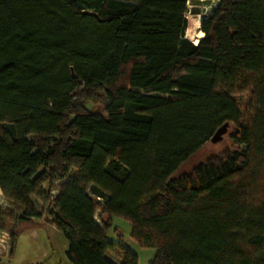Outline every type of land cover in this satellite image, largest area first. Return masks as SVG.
Masks as SVG:
<instances>
[{
  "label": "trees",
  "instance_id": "obj_1",
  "mask_svg": "<svg viewBox=\"0 0 264 264\" xmlns=\"http://www.w3.org/2000/svg\"><path fill=\"white\" fill-rule=\"evenodd\" d=\"M188 0H0V228L44 213L70 264H264V0H218L185 37ZM192 13L197 14L196 10ZM249 91L240 118L235 92ZM101 102V110L85 107ZM235 148L179 167L223 123ZM227 130V132H228ZM226 132V133H227ZM71 169H74L71 171ZM92 190L104 198L95 220Z\"/></svg>",
  "mask_w": 264,
  "mask_h": 264
},
{
  "label": "rangeland",
  "instance_id": "obj_2",
  "mask_svg": "<svg viewBox=\"0 0 264 264\" xmlns=\"http://www.w3.org/2000/svg\"><path fill=\"white\" fill-rule=\"evenodd\" d=\"M218 0H188L187 6L188 11L186 12V18L188 21L189 26L194 25L198 22L199 28V20L201 18L207 17L210 15L212 9L216 6ZM192 10H196L197 14L192 13ZM199 16V20H196V16ZM187 24V28H188ZM200 29V28H199ZM185 36L190 39L191 41L193 38L187 34V29L185 31ZM234 98L238 104L240 110V118L245 119V117L249 114V101H250V93L249 91L244 92H235ZM85 107L91 110H101L102 103L101 102H86ZM235 130V124L231 123L228 132L224 135V137L215 143H211L207 141L197 152L192 154L176 172V175H181L184 173H188L199 163L204 162L207 160L214 159L215 157L222 156L226 154L228 151L235 148L230 138V135ZM74 169H71V171ZM43 189H46L42 195H34V202L36 203L38 210H41L44 213L45 217L48 219H52L53 209L50 204L51 198H53L58 188L57 186L48 189L47 185L44 184ZM90 196L93 198L96 204V211H95V220L99 223L100 219L98 217V213L101 211V208L104 204V198L102 195H98L92 190H89ZM11 218H7V225L11 229H15L13 227L14 222L16 223V216L14 215V211L12 210ZM34 224V221H19L18 222V234L16 239V250L12 258H5L6 252H3L5 249L10 248V231L7 229L0 228V236L3 232L7 233V242L2 245L0 243V264H70L68 263L63 254L64 246L62 245L61 240L56 238V242L58 243V248L55 243L51 245L49 241H46L47 238V231L45 227H39L38 230L41 233L42 242H46V246L48 247L49 254L46 256L43 249L38 246V243L35 241L33 242L29 237V229ZM130 230L131 226L129 221L125 220L124 218L114 216L111 219V226L107 232V238L110 241H116L120 238V235L123 239V244L130 249L131 251L135 252L138 256V264H148L149 260L153 257L155 250L153 248L147 247H140L131 237H130ZM62 236V235H61ZM63 238V237H62ZM39 242V241H38ZM35 245V248H34ZM51 246V247H50ZM11 249V248H10ZM106 257L114 262L115 264H120L121 257L118 250L108 252ZM2 258V259H1ZM30 258L32 263H24V260H28Z\"/></svg>",
  "mask_w": 264,
  "mask_h": 264
},
{
  "label": "crops",
  "instance_id": "obj_3",
  "mask_svg": "<svg viewBox=\"0 0 264 264\" xmlns=\"http://www.w3.org/2000/svg\"><path fill=\"white\" fill-rule=\"evenodd\" d=\"M36 198V196L34 195H31L30 196V199L32 201V203L35 205L36 209H38L36 203L34 202V198ZM0 207L3 209V210H11L12 211V207L9 205V203L7 202L6 198L4 197V195L2 194L1 190H0ZM14 211V215L17 216L19 213L16 211V210H13ZM20 221V220H19ZM18 221V222H19ZM31 222V221H34V224L30 227L29 229V237L30 239L36 243H38V246H40L41 249H43V251L45 252L46 256L49 254V250H48V247L46 246V242H42V237H41V233L39 232L38 228L39 227H45L46 228V231H47V240L46 241H49V243L51 245H55L59 247L58 243L56 242V238H58L59 240H61L62 242V245L64 246V249H63V254H64V258L65 260L67 261L66 257H65V251L67 249V246H68V241L66 240V238L63 236V234L51 223H48L45 219V215L43 214L41 217H33L29 220H26L25 222ZM18 222H17V226H18ZM62 235V236H61ZM63 237V238H62ZM17 239V238H16ZM39 241V242H38ZM51 247V246H50ZM34 248H35V245H34ZM10 248L8 249H5L3 252H6V256H4L5 258H12L14 253H15V250H16V240H15V244H14V248H13V251L10 255ZM2 259V258H1ZM14 259L12 258V261ZM24 263H29V262H33L30 260V258L28 260H24L23 261ZM68 262V261H67Z\"/></svg>",
  "mask_w": 264,
  "mask_h": 264
},
{
  "label": "water",
  "instance_id": "obj_4",
  "mask_svg": "<svg viewBox=\"0 0 264 264\" xmlns=\"http://www.w3.org/2000/svg\"><path fill=\"white\" fill-rule=\"evenodd\" d=\"M201 20V19H200ZM199 20V21H200ZM186 37V36H185ZM228 126H229V123L228 122H225L223 123L221 126H219L215 132L213 133V135L210 137L209 141L211 143H215V142H218L220 141L224 135L226 134L227 130H228Z\"/></svg>",
  "mask_w": 264,
  "mask_h": 264
},
{
  "label": "bare ground",
  "instance_id": "obj_5",
  "mask_svg": "<svg viewBox=\"0 0 264 264\" xmlns=\"http://www.w3.org/2000/svg\"><path fill=\"white\" fill-rule=\"evenodd\" d=\"M196 20H199V16H196ZM187 34L193 38L192 42L197 43L198 39L203 36V32L198 28V22L187 28Z\"/></svg>",
  "mask_w": 264,
  "mask_h": 264
},
{
  "label": "built area",
  "instance_id": "obj_6",
  "mask_svg": "<svg viewBox=\"0 0 264 264\" xmlns=\"http://www.w3.org/2000/svg\"><path fill=\"white\" fill-rule=\"evenodd\" d=\"M7 237H8L7 233L3 232L1 234V236H0V243H2V245L7 242Z\"/></svg>",
  "mask_w": 264,
  "mask_h": 264
}]
</instances>
